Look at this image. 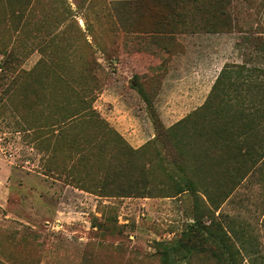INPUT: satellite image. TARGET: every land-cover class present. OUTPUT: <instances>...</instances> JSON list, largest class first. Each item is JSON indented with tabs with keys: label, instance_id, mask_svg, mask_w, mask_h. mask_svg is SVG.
I'll return each mask as SVG.
<instances>
[{
	"label": "rangeland",
	"instance_id": "rangeland-1",
	"mask_svg": "<svg viewBox=\"0 0 264 264\" xmlns=\"http://www.w3.org/2000/svg\"><path fill=\"white\" fill-rule=\"evenodd\" d=\"M229 1V31L206 32L222 24L203 0L171 36H144L158 13L131 0H0V264H163L157 242L201 210L240 264H264V0ZM136 80L163 127L186 116L175 142L196 194L166 196L176 167L155 156Z\"/></svg>",
	"mask_w": 264,
	"mask_h": 264
},
{
	"label": "trees",
	"instance_id": "trees-1",
	"mask_svg": "<svg viewBox=\"0 0 264 264\" xmlns=\"http://www.w3.org/2000/svg\"><path fill=\"white\" fill-rule=\"evenodd\" d=\"M207 5H214V10L210 11V17L208 21L212 23H221V28H209L206 32H217V31H229L231 29L232 18L229 11L222 9L216 10L215 6H223V3H230L229 0H206ZM187 2H193L197 5L195 10H199L200 6L203 5V0H131L130 6L134 8H144L145 10L158 13L155 15L156 25L154 27L140 26L133 28L131 32L139 35H155V36H171L174 32L171 28H165L171 21L182 22L185 21L184 14L178 8H184ZM177 8V10H175ZM155 21V19H154ZM158 25V26H157ZM258 39V37H256ZM233 68V67H226ZM2 66H0V71ZM224 67L220 69L219 73L215 77L211 89L204 102H208L214 91H217L223 79L225 78ZM228 73V72H227ZM8 75L0 73V85L6 84ZM131 87L140 95L143 101L148 106V112L152 121L154 136L152 142L158 147L155 149V156L162 163L172 162L176 167V171L169 167H163L162 171L166 175V181L168 182V195L175 196L182 192L188 191L196 194L197 187L193 175L187 170L185 150L180 149L176 146L174 127L178 126L179 123L184 121L186 118L183 117L176 123L163 127L159 120L153 116V111L149 105V99L146 93L143 91L140 81H132ZM202 106V105H201ZM196 109L199 112L201 109L208 108V105ZM76 115V114H74ZM72 115V116H74ZM69 116V117H72ZM67 117V118H69ZM66 118V119H67ZM65 119V120H66ZM96 123L99 124V120L96 119ZM160 145V146H159ZM136 152V149H131ZM127 164L129 163L126 162ZM130 166V165H127ZM104 178L108 177L107 171H103ZM105 192V191H102ZM107 195V194H102ZM219 206L214 207V211ZM12 239V238H11ZM22 241H27L26 237L22 236L19 238ZM234 232L227 229L213 211L204 212L201 210L197 216H194L192 220L185 225L180 235L176 240L162 244L157 242L156 252L159 254L161 263L163 264H180L179 260H184L183 264H187L189 259L196 256L202 255L210 264H240L242 260V253L239 247L235 244ZM161 249H160V248Z\"/></svg>",
	"mask_w": 264,
	"mask_h": 264
},
{
	"label": "crops",
	"instance_id": "crops-1",
	"mask_svg": "<svg viewBox=\"0 0 264 264\" xmlns=\"http://www.w3.org/2000/svg\"><path fill=\"white\" fill-rule=\"evenodd\" d=\"M132 146H135V145H132Z\"/></svg>",
	"mask_w": 264,
	"mask_h": 264
}]
</instances>
